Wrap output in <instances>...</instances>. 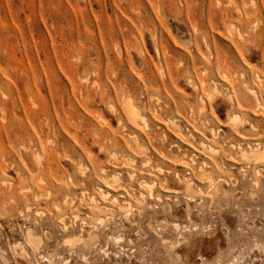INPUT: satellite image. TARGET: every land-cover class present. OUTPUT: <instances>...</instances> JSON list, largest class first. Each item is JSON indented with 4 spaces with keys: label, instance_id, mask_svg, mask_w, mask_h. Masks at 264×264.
I'll list each match as a JSON object with an SVG mask.
<instances>
[{
    "label": "rangeland",
    "instance_id": "1",
    "mask_svg": "<svg viewBox=\"0 0 264 264\" xmlns=\"http://www.w3.org/2000/svg\"><path fill=\"white\" fill-rule=\"evenodd\" d=\"M0 264H264V0H0Z\"/></svg>",
    "mask_w": 264,
    "mask_h": 264
},
{
    "label": "bare ground",
    "instance_id": "2",
    "mask_svg": "<svg viewBox=\"0 0 264 264\" xmlns=\"http://www.w3.org/2000/svg\"><path fill=\"white\" fill-rule=\"evenodd\" d=\"M208 48V47H207ZM213 89H214V87H213ZM251 90V89H250ZM236 93H238V98L240 99V101H242L243 103H248V102H255V94H254V92L253 91H250L249 93H244V92H236ZM257 98V97H256ZM129 98H127V101H126V99L125 100H123V102H125V106H126V111H127V113H128V115L130 116V118L134 121V120H141L144 124H146V120H145V118H144V116H142L141 114H140V112H139V110H138V108L132 103V101L131 100H128ZM258 100V99H257ZM231 120H233L234 122H240L241 121V117H240V114L239 113H237V112H234L231 116ZM101 119V118H100ZM120 120V119H119ZM144 127H145V125H144ZM211 131L213 132V130H212V128H211ZM135 136V135H134ZM136 137V136H135ZM203 146H207V144L205 143V142H200ZM208 148H209V151L211 152V154H212V152H216V150L212 147V146H208ZM256 148V147H255ZM206 150V149H205ZM244 152V151H243ZM246 152V151H245ZM245 152H244V154H245ZM38 153V152H37ZM36 153V154H37ZM243 154V156H245ZM248 156H251V157H253V159H255V160H257V159H260V158H262V151H260V150H257V149H255V150H252V151H250V152H248V153H246ZM213 155V154H212ZM34 157V156H33ZM254 160V161H255ZM41 178V177H40ZM41 181H42V179H41ZM145 184H148V183H146L145 182ZM150 185V184H149ZM100 188V187H99ZM108 192V191H107ZM142 193V192H141ZM140 193V194H141ZM107 194V193H106ZM114 197V196H113ZM158 197V196H157ZM93 198V197H92ZM115 198V197H114ZM64 227H65V225H64ZM47 235H48V233H47ZM27 236H28V238H29V240L33 243V244H35V245H37V244H39V238L38 237H36L33 233H31V232H28V234H27ZM81 239V238H80ZM80 239H78L79 241H80ZM77 240V239H76ZM77 240V241H78ZM72 241H74L75 242V239L74 240H72ZM69 242V241H68ZM71 242V241H70ZM20 246V245H19ZM21 249H22V247H21Z\"/></svg>",
    "mask_w": 264,
    "mask_h": 264
}]
</instances>
